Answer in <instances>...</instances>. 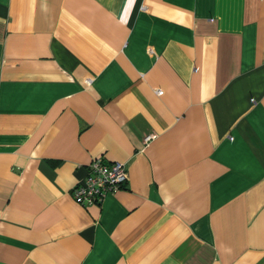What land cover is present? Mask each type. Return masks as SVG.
I'll list each match as a JSON object with an SVG mask.
<instances>
[{"label": "crops", "instance_id": "0c3cea01", "mask_svg": "<svg viewBox=\"0 0 264 264\" xmlns=\"http://www.w3.org/2000/svg\"><path fill=\"white\" fill-rule=\"evenodd\" d=\"M0 264H264V0H0Z\"/></svg>", "mask_w": 264, "mask_h": 264}, {"label": "built area", "instance_id": "2783aa9c", "mask_svg": "<svg viewBox=\"0 0 264 264\" xmlns=\"http://www.w3.org/2000/svg\"><path fill=\"white\" fill-rule=\"evenodd\" d=\"M127 181V172L122 162H105L96 157L87 165L84 178L79 179L71 194L81 205L99 204L106 193L115 192Z\"/></svg>", "mask_w": 264, "mask_h": 264}]
</instances>
